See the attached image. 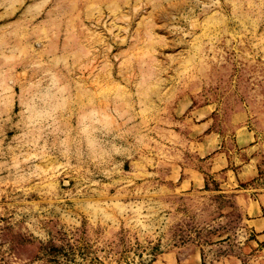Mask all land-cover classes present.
Wrapping results in <instances>:
<instances>
[{
	"label": "rangeland",
	"instance_id": "1",
	"mask_svg": "<svg viewBox=\"0 0 264 264\" xmlns=\"http://www.w3.org/2000/svg\"><path fill=\"white\" fill-rule=\"evenodd\" d=\"M263 192L264 0H0V264H252Z\"/></svg>",
	"mask_w": 264,
	"mask_h": 264
},
{
	"label": "crops",
	"instance_id": "2",
	"mask_svg": "<svg viewBox=\"0 0 264 264\" xmlns=\"http://www.w3.org/2000/svg\"><path fill=\"white\" fill-rule=\"evenodd\" d=\"M250 167V166H249ZM248 168L245 166L243 167L239 173H243L247 170ZM251 171V167L249 168ZM238 173V174H239ZM193 178L196 177L195 173H192L191 175ZM196 185V182H193V180H190V184L189 187H191L192 185ZM258 205L257 207L253 208V212H255V215L257 216L255 220H252V225L255 227L254 231L258 234L256 236V240L259 243H264V217H262V214L264 213V192L258 195ZM257 257H255L253 259V261H251L252 264H264V246L260 247V250L257 253ZM241 264V263H239Z\"/></svg>",
	"mask_w": 264,
	"mask_h": 264
}]
</instances>
